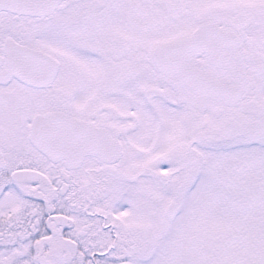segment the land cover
Returning a JSON list of instances; mask_svg holds the SVG:
<instances>
[{"label": "snow or ice", "instance_id": "obj_1", "mask_svg": "<svg viewBox=\"0 0 264 264\" xmlns=\"http://www.w3.org/2000/svg\"><path fill=\"white\" fill-rule=\"evenodd\" d=\"M0 264H264V0H0Z\"/></svg>", "mask_w": 264, "mask_h": 264}]
</instances>
